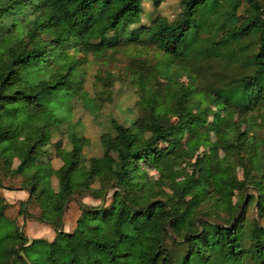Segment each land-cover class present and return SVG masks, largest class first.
I'll return each mask as SVG.
<instances>
[{
	"label": "trees",
	"instance_id": "trees-1",
	"mask_svg": "<svg viewBox=\"0 0 264 264\" xmlns=\"http://www.w3.org/2000/svg\"><path fill=\"white\" fill-rule=\"evenodd\" d=\"M179 5L173 22L155 17L145 25L144 0H0V114L15 117L17 105L63 109L36 129L5 174L27 193L19 213L52 229L54 238L29 239L5 216L10 204L0 194V264H264V0ZM131 47H153L160 55L131 59L126 67L140 116L127 126L110 120L99 157H84L90 142L75 131L68 132V150L61 140L52 143L55 130L70 124L72 100L92 106L84 91L87 56ZM159 74L167 79L160 88ZM175 75L182 79L172 81ZM157 94L168 117L147 107ZM191 94L209 96L201 119L187 115ZM207 113L235 115L226 130L225 167L238 172L227 167L214 179L223 191L212 192L193 170L188 186L200 197L194 206L162 189L168 171L161 160L172 154L163 145L197 129ZM20 130L0 123V147L17 144ZM142 163L160 178L152 180ZM0 189H6L1 178ZM87 197L98 203H84ZM71 199L80 216L64 231ZM33 202L36 215L27 210Z\"/></svg>",
	"mask_w": 264,
	"mask_h": 264
},
{
	"label": "rangeland",
	"instance_id": "rangeland-1",
	"mask_svg": "<svg viewBox=\"0 0 264 264\" xmlns=\"http://www.w3.org/2000/svg\"><path fill=\"white\" fill-rule=\"evenodd\" d=\"M154 0H144V15L142 21L149 25L151 19L161 17L168 22H173L181 11L180 0H158L159 6L156 8ZM244 5L239 13H243ZM79 57H84L79 54ZM160 57L153 47H131L118 51H108L99 57L88 55L84 64L85 86L84 91L87 95V102L74 99L70 111V124L61 126L55 130L52 143L57 140L62 141L64 150L69 149L67 140L68 132L75 131L78 135H84L90 144L84 149L86 159L101 156L102 149L100 145V136L103 133L111 132L110 120L129 125V123L140 116L141 111L138 102L136 89L131 85V79L127 73V65L131 59H153L157 61ZM172 81L181 80V77L174 76ZM112 81L110 88L103 87L100 80ZM166 77L162 74L157 75L156 87L160 88L166 83ZM200 99L202 101L200 102ZM209 101V96L203 94L189 95L186 106L188 117L201 119L205 104ZM95 105V106H94ZM94 106V107H93ZM27 107V106H26ZM24 105L14 106L17 109L13 118L6 117L7 114H0L1 124H13L20 127V137L14 146L3 145L0 147V178L6 189H0L7 202L12 203L5 212V216L13 221L29 239L41 238L51 241L54 238V231L46 226L38 224L35 221L26 218L19 213L20 203L27 198V193L18 191L19 180L10 179L5 176L11 168L13 158L23 149L29 138L35 133L36 129L54 118L59 117L62 110L54 105L44 110H35L26 108ZM147 107L154 108L156 112L160 111L164 117L169 116V110L166 101L157 94L150 99ZM212 109L213 105L210 106ZM232 113L213 114L207 113L204 117L205 122L197 129L186 130L183 133H177L163 147L172 151L170 156L161 160L164 173L162 189L174 199L184 198L190 200L195 206L199 203V190L188 186L193 170L196 173V179L200 181L209 191L222 192L223 187L215 184L214 179L224 173L226 162L231 153V145L227 135V128L234 120ZM68 127V128H66ZM141 128H149V124H140ZM197 162V163H196ZM53 165H61L59 160H54ZM140 167L148 173L152 180L160 178L161 174L154 167L142 163ZM228 169L238 170L232 166ZM52 183L56 186V180ZM155 188H157L155 186ZM235 197L225 203L228 208L235 202ZM83 202L88 205H96L94 201L87 197ZM27 210L31 215L39 213V208L35 202L30 203ZM80 216V209L75 199H71L66 205L63 214V230L72 231L76 220ZM187 218H182L180 224L186 222ZM264 225V221H261Z\"/></svg>",
	"mask_w": 264,
	"mask_h": 264
},
{
	"label": "built area",
	"instance_id": "built-area-1",
	"mask_svg": "<svg viewBox=\"0 0 264 264\" xmlns=\"http://www.w3.org/2000/svg\"><path fill=\"white\" fill-rule=\"evenodd\" d=\"M261 20H262L263 25H264V5H263V7L261 8Z\"/></svg>",
	"mask_w": 264,
	"mask_h": 264
},
{
	"label": "crops",
	"instance_id": "crops-1",
	"mask_svg": "<svg viewBox=\"0 0 264 264\" xmlns=\"http://www.w3.org/2000/svg\"><path fill=\"white\" fill-rule=\"evenodd\" d=\"M9 204H12V203L9 202Z\"/></svg>",
	"mask_w": 264,
	"mask_h": 264
}]
</instances>
